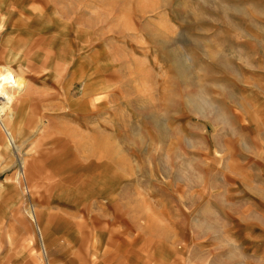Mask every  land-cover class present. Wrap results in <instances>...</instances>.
<instances>
[{"label":"rangeland","instance_id":"obj_1","mask_svg":"<svg viewBox=\"0 0 264 264\" xmlns=\"http://www.w3.org/2000/svg\"><path fill=\"white\" fill-rule=\"evenodd\" d=\"M11 11L22 157L56 148L73 175L24 179L0 151V264H264V0H0V27Z\"/></svg>","mask_w":264,"mask_h":264},{"label":"crops","instance_id":"obj_2","mask_svg":"<svg viewBox=\"0 0 264 264\" xmlns=\"http://www.w3.org/2000/svg\"><path fill=\"white\" fill-rule=\"evenodd\" d=\"M1 12H2V10H1ZM14 14H15V11H11L10 14L3 16V18H4L3 21L1 20V22L3 24L1 25L0 28L5 26V30H4L5 36L4 35L1 36V37H3L4 41H5L6 36H9L10 34H13L16 32L17 27L15 28V31H14V27H15V25L18 26L19 23H17V21L21 20V19H17L13 25V23H12L13 21L11 18H13ZM6 19H7V21H6ZM11 28H12V30H11ZM14 37H18V39L20 40L19 44L12 45V44H5V42H4V44L1 43L0 60L3 61L4 64H6L8 62L9 56L12 52L18 53V48L22 49L21 53L25 56V58L26 57L29 58V52L27 51L28 44H24L25 41H23V38H21L20 35L17 34ZM26 60L27 59H25V61ZM23 65H24V63H23ZM58 78H60V77L57 76V79ZM66 78L67 77H65L63 79L64 85L66 86V88L63 87V89L70 91V89H69L70 86H67V85L68 84L71 85L72 82L70 79H68V78L66 79ZM62 85H63V82H62ZM22 99H24V98H22ZM23 101H25V100H21L20 104ZM24 110H25V108H24ZM24 110H23V112H21L22 111L21 109L19 110V112L17 111L15 119L10 123V126H11L10 130L14 131L13 132V135H14L13 141H11L9 139L6 130L4 128H2V126H0V151H1V154L3 156L5 155L9 161L4 169L10 168L16 162L19 165L18 174H19V176H23L24 179L31 176L34 172H47L50 174L49 176H51L52 174L56 176L53 179L58 178V180H56L54 183H51L50 185H54L55 187H58L61 184L63 185V183H62L64 181L63 177L64 176L70 177L73 175V170H72L73 166L72 165L67 166L65 164L63 166V162L65 160H63L62 163H58V161L55 160L56 150H57L56 148L43 149L40 152H37V151H35L36 149H34L32 152L35 154L32 155L31 158H29L30 160L25 159V157H22V145L25 142V141L22 142V139H21V135L23 132L22 131V121L24 119L23 117H24V113H25ZM66 115H70V114H66ZM18 118H19V120H18ZM17 120H18V122H17ZM15 121H16V124H15ZM72 132H73L72 129H68V130H66V132H64L65 133L64 139H66V141L63 139L64 141H63V143H61V148L58 149L59 151H63L62 155H65L66 151L70 150V148L72 149V145L74 143ZM55 137H56V134H53L54 139H55ZM13 157H14V159H16V160H14L15 162H13ZM59 176H61V177H59ZM262 176H264V175H262ZM260 179H261L262 183H264V177L263 178L260 177ZM14 191H16V190L11 189V188H7L3 185H0V208L4 203H6V201L9 200L8 195H11ZM10 199H11V197H10ZM26 213H27L28 217L31 219V221L35 224V227H36V230H37L38 236L40 238V242H41V251L45 255L48 242L44 243V240L46 238V233H45L44 228L42 227V224L40 223V220H41L40 219V211H38V209L35 206H29L26 209ZM0 219H1V215H0ZM1 224L2 223L0 221V235L2 234L1 230L3 227V225H1ZM108 238H111V237L108 236ZM109 241L107 244L106 243L101 244V245L99 244V245H97V247L94 248L95 249V255H97V256L101 255V253L104 255L107 254L106 255L107 258L106 257L104 258L105 261H112L113 259H115V257H117V253L119 252L117 244H115V241L114 240H109ZM98 259H100V258H98ZM0 261H1V258H0ZM46 264H51V263L49 260H46Z\"/></svg>","mask_w":264,"mask_h":264},{"label":"bare ground","instance_id":"obj_3","mask_svg":"<svg viewBox=\"0 0 264 264\" xmlns=\"http://www.w3.org/2000/svg\"><path fill=\"white\" fill-rule=\"evenodd\" d=\"M6 21H7V19H6ZM17 23H18V21H17ZM13 25H14V23H13ZM15 27H17V26L15 25ZM4 30H5V26L0 28V36H3L5 34ZM11 30H12V28H11ZM14 36L15 35H13V34L6 36L5 41H4L5 44H12V45L19 44L20 40L18 39V37H14ZM21 51H22V49L18 48V53L12 52L9 56L8 62L4 65L3 68L1 67L2 70H0V126H2V128H4L6 130L7 135L11 141H13V139H14V135H13L14 131L10 130V127H11L10 123L15 119L17 111L19 112V109H20L19 104H20L21 100H23L22 98H24V97H22V96L23 95L25 96L24 93L26 92V88H27L26 87L27 83L24 82L23 76L22 75H16L12 69L13 66H15V65H17V66L21 65L22 66L25 59H27V57L25 58V56L21 53ZM71 62H73V61H71ZM68 64L70 65V63H68ZM54 71L58 77H63V79L66 77V75H68L67 74L68 73L67 66L63 65L61 62H58L55 65L53 72ZM73 76L76 79H79L82 81V80H84L85 77L88 78L89 75H86L84 72H79V71L77 73V71H76V72H74ZM78 76H79V78H77ZM86 81L82 82V83H84V88L82 90L83 96H87L89 93H91V91L95 87V85L93 83L88 85V86H85ZM71 82H73V80H71ZM67 86H70L69 89L71 90V85L68 84ZM20 97H22V98H20ZM76 138H77V136H73V139H76ZM76 142H78V141H76Z\"/></svg>","mask_w":264,"mask_h":264}]
</instances>
